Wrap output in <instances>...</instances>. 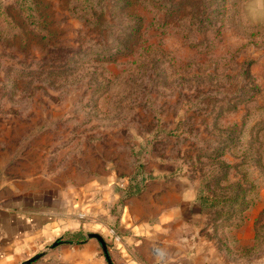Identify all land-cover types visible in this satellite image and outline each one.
Here are the masks:
<instances>
[{"label": "rangeland", "instance_id": "obj_1", "mask_svg": "<svg viewBox=\"0 0 264 264\" xmlns=\"http://www.w3.org/2000/svg\"><path fill=\"white\" fill-rule=\"evenodd\" d=\"M23 193L69 228L29 264H108L89 233L118 264L123 210L161 200L264 264V0H0V199Z\"/></svg>", "mask_w": 264, "mask_h": 264}, {"label": "crops", "instance_id": "obj_2", "mask_svg": "<svg viewBox=\"0 0 264 264\" xmlns=\"http://www.w3.org/2000/svg\"><path fill=\"white\" fill-rule=\"evenodd\" d=\"M56 202L29 193L0 199V264L19 263L68 228L61 229L68 222L58 216ZM165 203L158 202L156 214L143 220L123 210L121 232L115 236L118 264H231L222 261L213 241L201 232L203 222L191 220L196 207L183 205V219L176 220L173 205Z\"/></svg>", "mask_w": 264, "mask_h": 264}, {"label": "water", "instance_id": "obj_3", "mask_svg": "<svg viewBox=\"0 0 264 264\" xmlns=\"http://www.w3.org/2000/svg\"><path fill=\"white\" fill-rule=\"evenodd\" d=\"M88 237H94V238H96L99 241V243H100V245L102 247L103 253L105 255V258L107 260V263L108 264H112L111 259H110L109 254H108L107 246H106V243H105L103 237L101 235H99L98 233H89L88 234ZM55 244L56 243H53L52 245H55ZM39 255H40V253L39 254H35L34 256L25 259L20 264H29L31 261H33L34 259H36L37 257H39Z\"/></svg>", "mask_w": 264, "mask_h": 264}]
</instances>
